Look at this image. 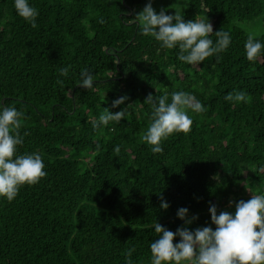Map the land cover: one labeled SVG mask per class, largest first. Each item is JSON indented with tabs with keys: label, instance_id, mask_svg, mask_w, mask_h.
<instances>
[{
	"label": "trees",
	"instance_id": "trees-1",
	"mask_svg": "<svg viewBox=\"0 0 264 264\" xmlns=\"http://www.w3.org/2000/svg\"><path fill=\"white\" fill-rule=\"evenodd\" d=\"M29 3L38 10L34 28L13 0H0V102L23 111L18 153L38 152L46 175L11 202L0 198V264H124L130 248L133 264H150L155 222L174 232L185 207L197 217L189 230L214 229L210 203L219 214L264 194V54L246 59L242 27L261 19L264 42V0H187L185 20L207 17L213 32L231 35L219 60L198 66L140 33L133 16L147 0ZM82 68L91 89L79 85ZM234 89L246 100H225ZM176 90L205 110L190 112V131L171 134L153 154L141 140L150 122L143 101ZM104 108L124 109V118L93 129L90 117Z\"/></svg>",
	"mask_w": 264,
	"mask_h": 264
},
{
	"label": "clouds",
	"instance_id": "clouds-1",
	"mask_svg": "<svg viewBox=\"0 0 264 264\" xmlns=\"http://www.w3.org/2000/svg\"><path fill=\"white\" fill-rule=\"evenodd\" d=\"M178 7L166 14V9L158 12L152 7V0H147L142 10L134 14L140 33L159 42L162 49H178L176 59L192 66H198L206 58L227 50L231 42L228 31L213 28L207 17L185 20L182 8L187 6L186 0H176ZM16 14L31 27H36L38 10L29 0H13ZM98 23H104L103 18ZM213 35L215 39H213ZM260 33L251 31L244 42L245 57L255 61L264 54V42ZM71 66L59 68V76L66 77ZM80 87L91 89L93 75L87 68L79 72ZM57 84H63L57 79ZM246 92L233 90L225 95V100L240 102L246 100ZM127 99L121 96L112 101V107L120 105ZM2 100V98H0ZM144 103L150 106L149 124L141 136V140L150 146L153 154L163 152L162 142L173 133H187L191 129L192 117L189 113H202L205 110L201 101L190 92L176 90L165 92L159 96L148 94ZM105 111L90 117L93 129L106 126L109 121L119 122L124 118V109ZM24 113L14 106H6L0 102V198L11 202L16 198L20 188L33 185L46 175L45 164L38 152L18 153V146L24 143V136L19 129L22 126ZM120 146H114L119 152ZM231 204V202H230ZM167 202L161 199L159 207L168 208ZM210 222L208 225L189 230L187 225L197 219L195 215L188 217V209L181 207L176 217L183 225L173 232L155 222L153 230L157 239L148 244L150 264H264V194H252L248 200H238L234 211H220L217 214L215 204L208 207ZM174 238H179L173 242ZM128 249L124 254V264H133Z\"/></svg>",
	"mask_w": 264,
	"mask_h": 264
},
{
	"label": "rangeland",
	"instance_id": "rangeland-1",
	"mask_svg": "<svg viewBox=\"0 0 264 264\" xmlns=\"http://www.w3.org/2000/svg\"><path fill=\"white\" fill-rule=\"evenodd\" d=\"M187 3V0H186ZM179 4L176 3V0H152V7L154 8V10H156L157 12L161 9V8H165L166 14L172 13L174 11L173 8L178 7ZM185 9V7L182 8V11ZM242 27H244V30H247L248 33L251 31H257L260 34L263 31V25H262V20L261 19H256L253 21H244L242 24Z\"/></svg>",
	"mask_w": 264,
	"mask_h": 264
}]
</instances>
